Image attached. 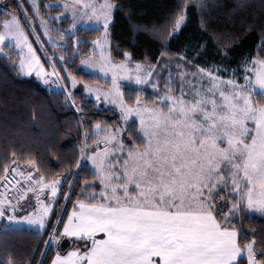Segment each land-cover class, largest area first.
<instances>
[{
  "label": "snow or ice",
  "instance_id": "6c2138e0",
  "mask_svg": "<svg viewBox=\"0 0 264 264\" xmlns=\"http://www.w3.org/2000/svg\"><path fill=\"white\" fill-rule=\"evenodd\" d=\"M41 7V0H16L14 10L3 9L0 59L18 75L34 73L44 84L61 87L65 102L75 105L77 112L85 111V106L77 104L69 84L71 89L82 85L85 101L118 109L122 124L96 120L91 128H84L76 171L45 174L32 156L24 159V170L3 165L4 230L27 225L48 235L43 249H32L33 254L39 250V259L18 261L8 252L0 264H44L49 246L57 249L49 264H264V232L259 239L255 234L241 238L248 235L242 232L245 217L253 212L264 215V18L242 21L245 33L258 30L260 47L229 71L215 61L196 63L206 41L185 45L180 52L170 50L190 9L196 10L201 27L208 30L204 19L208 0H179L161 23L134 21L128 7L125 15L133 37L144 33L159 45L155 63L147 55L133 59L128 49L121 51V59L113 57L115 13L123 8L119 0L43 4L44 9L64 10L55 14H45ZM67 12L71 31H62L53 21L64 19ZM37 19L51 53L37 31ZM78 22L99 33L80 65L110 79L106 87L68 68L67 62H74L80 54L77 46L84 42L75 37ZM213 38L221 61L227 59L231 47L215 33ZM239 39L235 37L233 43ZM68 47L72 56L61 51ZM115 50L120 51L118 41ZM172 61H179L175 75ZM157 68H169L162 90ZM147 85L159 93L151 100L142 95ZM126 87L137 89L134 99L126 94ZM125 132L133 137L131 144L126 143ZM18 162L16 158L11 163ZM81 169L91 178L80 180ZM33 200L35 207L29 211L26 205ZM67 202L72 203L70 211ZM65 239L85 243L60 250Z\"/></svg>",
  "mask_w": 264,
  "mask_h": 264
},
{
  "label": "trees",
  "instance_id": "16d2710c",
  "mask_svg": "<svg viewBox=\"0 0 264 264\" xmlns=\"http://www.w3.org/2000/svg\"><path fill=\"white\" fill-rule=\"evenodd\" d=\"M45 0H41L43 2ZM5 8L11 6L15 9L16 0H0ZM122 3V10L115 13V26L113 28V57L121 59V51L128 49L134 53L133 59H142L147 55L151 62L155 63V57L159 55V45L144 33L136 34L130 30L129 19L125 13L129 6L132 8V20L142 23L163 22L179 3V0H119ZM25 6V5H24ZM26 7V6H25ZM3 17V9H0V18ZM264 18V0H208V8L204 13L206 20L204 31L200 23V15L195 9L189 10V18L182 27L179 34L171 40L170 50L180 52L184 50L185 45L198 46L207 42V47L203 49V55L196 63L211 64L214 61L223 63L229 71L236 68L243 60L245 55L256 54L260 47L259 32L253 29L245 33L241 28V23L247 21H258ZM220 36V39L229 44L231 51L227 59L221 61L218 55L219 48L213 38V34ZM99 33L91 28L80 27L75 31V37L84 41L77 47L80 54L75 56V60L68 61L69 70L73 71L78 77H83L90 83L100 82L107 84L108 81L102 79L99 75L85 72L80 67L82 55H90L91 41ZM235 37H240L233 43ZM34 47L37 48L41 59L45 60L34 37ZM133 39L135 42H133ZM119 42L120 51L115 50V42ZM68 44L73 45L69 38ZM49 53L51 46L46 45ZM67 56H72V48H64ZM264 54V53H261ZM166 63L161 61V64ZM179 61H172L171 71L175 75L174 65ZM57 67L60 63L57 62ZM159 74L161 90L163 89L164 79L167 77L169 68H157ZM63 74V71L62 73ZM64 83H68L65 81ZM178 89V84H177ZM69 90L75 92L77 104L85 106V111L77 112L76 106L65 102V93L61 87L50 89L45 87L35 76L18 75L11 65L0 59V174H3V165L19 158L18 163H23L29 156L35 157L41 166V170L48 174L49 172H60L64 169L76 171L75 161L79 153V148L84 139V128H91L96 120L107 121L109 124L120 123L119 112L110 105L95 106L91 100L85 101L81 95L83 90L80 86ZM137 89L135 87H126L125 92L135 97ZM159 93L147 85L142 90V95L151 100ZM127 98V97H126ZM85 118L81 123V118ZM135 127V125H133ZM126 143L131 144L133 137L127 132L123 134ZM140 143L139 140L136 141ZM16 156L13 157L12 153ZM80 180L90 179L91 173L86 169H81ZM72 177L69 176V179ZM80 190V184L77 183L76 191ZM63 196L60 197L62 201ZM72 199H75V193ZM67 210L72 208V203L67 202ZM66 218V212L64 214ZM0 226V259H3L8 252H11L18 261L28 259L30 256L35 259L40 258L39 250L34 254L33 248L43 249V241L47 239V232H39L30 228H12L4 230V222ZM62 227V225H61ZM242 232L247 236L242 239H248L251 235H259L264 232V215L251 213L246 216L242 223ZM76 246V241L65 239L62 242L61 249L69 245ZM77 247V246H76ZM57 249L49 246L47 259L44 264H49L50 258Z\"/></svg>",
  "mask_w": 264,
  "mask_h": 264
},
{
  "label": "rangeland",
  "instance_id": "374dc122",
  "mask_svg": "<svg viewBox=\"0 0 264 264\" xmlns=\"http://www.w3.org/2000/svg\"><path fill=\"white\" fill-rule=\"evenodd\" d=\"M49 2H51V3H62L63 2V0H45V1H43V2H41V5H42V7H41V11L43 12V13H45V14H47V12L48 11H51V13L52 14H55L56 12H63L64 10L61 8V7H52L51 9H44L43 8V4L44 3H49ZM2 2H0V4H1ZM25 6L26 7H28V4L25 2ZM4 9V7L1 5L0 6V9ZM35 23H36V25H37V31L38 32H40L41 33V39L42 40H44L46 43V45H49V44H47V37L46 36H43V29H41V28H39V20L37 19L36 21H35ZM53 24L54 25H58L59 27H60V29L63 31V30H65V29H69V25H71L72 24V18H71V13L70 12H67V13H65V18L64 19H62V20H59V21H53ZM80 27H84V28H89V26L87 25V24H85V23H82V22H78L77 23V29L78 28H80ZM69 31H71V29H69ZM35 39V38H34ZM39 46V45H38ZM50 46V45H49ZM41 50V49H40ZM46 59V58H45ZM81 60V59H80ZM80 67H81V69L82 70H84L85 72H88V73H91V71L90 70H87L83 65H80ZM96 72L98 73V70H96ZM222 75H225L226 73H221ZM31 75H33V76H35V74L33 73V74H31ZM97 75H99L101 78H102V76H103V74L102 73H98ZM21 76H29V75H21ZM36 77V76H35ZM37 78V77H36ZM45 87H47V88H50V89H56L58 86L56 85V84H51V85H46V84H44L39 78H37ZM105 80V79H104ZM108 81V83L107 84H109L111 81H110V79H108L107 80ZM95 83H98V84H100V85H102V86H107V84H104V83H100V82H95ZM125 83H127V82H125ZM77 86H80L81 88H82V90H83V87H82V85H77ZM71 87V86H70ZM151 87V86H150ZM101 105H104V104H101ZM111 106V105H110ZM118 112H119V110L118 109H116ZM132 119H134V118H132ZM137 123H138V121H137ZM119 124H122V122L120 121V123ZM124 134V133H123ZM18 164H20V163H18ZM18 164H14V166L13 167H16V166H18ZM30 168V167H29ZM29 168H27V170L28 171H31V168L29 169ZM3 189L2 188H0V191H2ZM21 204H22V206L24 205V202L23 201H21ZM26 207H27V209L30 211L33 207H35V202H34V200L33 201H31L30 203H28L27 205H26ZM71 210V209H70ZM69 210V211H70ZM19 215H24V212H19L18 213ZM4 219H6V218H0V226H1V224L3 223L2 221L4 220ZM10 227H12V228H30V229H34V228H32V227H29V226H27V225H19V226H10ZM98 235H100V236H102V234H98ZM82 243H85V241H76V246L77 247H79L80 246V244H82Z\"/></svg>",
  "mask_w": 264,
  "mask_h": 264
},
{
  "label": "crops",
  "instance_id": "0c3cea01",
  "mask_svg": "<svg viewBox=\"0 0 264 264\" xmlns=\"http://www.w3.org/2000/svg\"><path fill=\"white\" fill-rule=\"evenodd\" d=\"M14 166V165H13ZM12 166V167H13ZM18 167H20L22 170H24V168H25V165H24V163H20V164H18ZM30 169V168H29Z\"/></svg>",
  "mask_w": 264,
  "mask_h": 264
},
{
  "label": "water",
  "instance_id": "95a60500",
  "mask_svg": "<svg viewBox=\"0 0 264 264\" xmlns=\"http://www.w3.org/2000/svg\"><path fill=\"white\" fill-rule=\"evenodd\" d=\"M64 91V93H65V90H63Z\"/></svg>",
  "mask_w": 264,
  "mask_h": 264
}]
</instances>
